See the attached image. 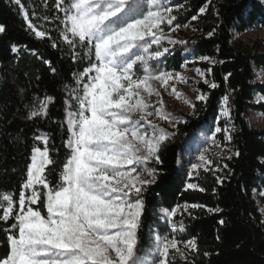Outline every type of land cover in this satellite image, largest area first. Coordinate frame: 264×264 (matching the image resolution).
<instances>
[{
  "label": "snow or ice",
  "instance_id": "obj_1",
  "mask_svg": "<svg viewBox=\"0 0 264 264\" xmlns=\"http://www.w3.org/2000/svg\"><path fill=\"white\" fill-rule=\"evenodd\" d=\"M15 2L20 4V0ZM181 8L183 5H173L171 0H146V3L144 0H56L55 9L62 13V18L56 17L62 25L60 36L72 50L70 58L76 61L79 47L85 49L88 57L94 53L95 59H90L89 67L74 74L79 91L73 89L75 111H66L68 139L65 147L69 155L63 164L60 182L50 187L43 175L44 165L53 163L47 146L43 151L33 147L32 163L19 192V211L13 213L12 194L0 197L3 210L0 220L6 222L13 215L15 219V223L5 229L9 250L0 258V264H174L177 256L187 260L179 246L181 241L174 235L170 238L149 232L143 241L139 236L146 209L144 190L160 183L158 178L163 175L157 167L149 165L161 163L159 150L175 134L149 117L155 115L172 128L186 123L182 117L164 112L162 100L159 101L161 106L146 102V97L160 96L153 81L165 89L170 86L177 98L182 95L175 83L170 85L169 82L176 79L186 82V78L179 72L163 70L150 63L171 51L162 42L174 44L175 41L165 34L161 25L166 24L170 31L179 29L173 12ZM205 13L206 7L200 6L198 14ZM251 14L245 8L237 19L244 22ZM24 18L27 20V13ZM197 19V15L191 16L192 21ZM27 27L38 38L48 35L46 31L36 30L30 21ZM5 31V26L0 25V34ZM215 31L213 28L207 37H213ZM153 45L157 47L153 49ZM51 46L56 48L57 43L53 41ZM10 50L16 53L18 48L11 44ZM192 54L195 55V51ZM198 60L213 66L217 63L207 55L199 56ZM44 63L56 72L51 61ZM211 70V67L196 69L202 78ZM230 75L228 73L225 80ZM204 83L209 89L219 87L207 78ZM19 91L23 93L24 89ZM207 98L208 93L204 92L196 96L201 102H206ZM53 100L52 96H46L38 107L25 105L29 108L27 119L47 116L48 105ZM222 101L221 115L230 117L229 96L224 95ZM186 102L195 108L191 100L186 99ZM65 105L71 107L67 99ZM222 131L226 134L225 140L231 141L229 128L216 126L211 133L213 143L216 134ZM36 139H43L47 145L46 136ZM205 152H200L198 163L190 164V171L186 173L189 179L198 169L212 163ZM234 155L239 157L238 149ZM223 167L226 169L228 165ZM216 170H219L218 165ZM217 181L223 182L220 177ZM36 185H42L47 191L40 193ZM194 187L193 183L186 184L187 189ZM25 190H31V194L26 196ZM41 195L46 216L32 207ZM191 207L206 206L192 204ZM178 208L179 205L161 209L173 233L185 229L183 222L177 224L173 219ZM184 210L187 211V206ZM207 210L222 211L218 207ZM182 243L185 249L198 250L195 238ZM204 255L209 253L204 252Z\"/></svg>",
  "mask_w": 264,
  "mask_h": 264
},
{
  "label": "trees",
  "instance_id": "obj_2",
  "mask_svg": "<svg viewBox=\"0 0 264 264\" xmlns=\"http://www.w3.org/2000/svg\"><path fill=\"white\" fill-rule=\"evenodd\" d=\"M55 2L20 0L31 19L43 23L41 29L48 33L44 38H38L28 29L18 6L12 0H0V25L6 29L0 34V197L13 195L14 214L19 211V192L32 163L33 147L44 149L47 146L53 163L44 165L43 175L50 187L60 182V173L69 155L65 147L68 139L66 111H75L73 89L77 85L74 74L89 67L90 59L93 60V56H86L85 49L79 47L76 61L70 58L72 50L60 36L62 25L56 17H61L62 13L55 9ZM172 3L183 5L173 12L177 16L175 23L190 32L185 43L173 47L164 63H151L152 66L178 70L189 57L191 66L201 70L211 67L206 78L219 87L209 89L202 81L196 83L201 92L208 93L207 101L193 102L195 108L183 116L186 123H178L170 131L175 133L174 136L160 148L161 163L149 165L157 167L163 175L158 178L160 183L144 190L146 209L140 239L143 241L149 232L164 230L160 220L162 208L186 204L187 211L175 217L177 224L183 222L185 225V229L178 231V238H195L198 250L189 251L186 261L177 256L174 264H264V218L253 195L255 190L264 188V126L253 127L246 118L250 110L264 113V99L255 101L256 95L264 97V81L257 80L255 71L257 67L264 68V48L260 41L233 40L236 32L256 25L264 26V2L211 0L209 4L207 0H172ZM200 6L206 7L205 14H198ZM245 8L252 14L241 22L237 17ZM192 15H197L198 19L192 21ZM213 28L215 34L207 37ZM53 41L57 43L56 48L51 46ZM11 44L17 46L16 53L11 52ZM201 55L212 57L217 63L213 66L199 61ZM45 60L51 61L55 73ZM228 73L231 75L225 80ZM21 88L23 93L19 91ZM226 94L231 101V144L234 152L238 149L240 155L222 158L220 162L213 159L214 165H228L226 169L223 167L222 183H218V175L210 167L200 169L191 178L196 187L187 189L182 152L201 129L214 125L221 99ZM46 96L54 98L48 105L47 116L27 119L29 108L25 105L38 107ZM66 99L70 108L65 105ZM38 136H46L47 145L43 139L37 140ZM35 187L40 193L47 191L42 185ZM25 194L30 195L31 190H25ZM192 204L206 207L192 208ZM32 207L46 216L43 195ZM217 207L222 211L207 210ZM221 220L223 224L219 223ZM12 223H15L14 215L6 222L0 220V258L9 250L5 229ZM204 252L209 255L205 256Z\"/></svg>",
  "mask_w": 264,
  "mask_h": 264
},
{
  "label": "rangeland",
  "instance_id": "obj_3",
  "mask_svg": "<svg viewBox=\"0 0 264 264\" xmlns=\"http://www.w3.org/2000/svg\"><path fill=\"white\" fill-rule=\"evenodd\" d=\"M12 1H13V3H15L18 6L21 15L24 18V14L27 13V11L24 9L23 5L21 3L17 4L15 2V0H12ZM144 1H146V0H144ZM171 3H172V0H171ZM172 4L174 5V3H172ZM25 21H26V24L28 23V21H30L31 24L35 26L36 30L43 31L41 29V27L44 26L43 23H41V22L35 23V21H33L31 19V17L28 15V13H27V20L25 19ZM174 26L175 25H173V27ZM161 27L164 29L165 34L171 36L172 39L175 41L174 44H170L167 41L162 42L165 47H168L171 50L173 49L174 46H176L181 41L185 42L186 36L190 32L189 29H187L186 27H181V26L179 27V29H177L175 31H170L169 26H167L166 24L161 25ZM32 32L35 34L34 31H32ZM233 40L234 41H240L241 40V41H244L245 43H251L253 41H260L263 44V48H264V26L256 25V26H253V27H251V28H249L243 32H240V33L236 32L233 35ZM156 47H157L156 45H153V49H155ZM171 52L172 51H170L169 53H166L163 57L159 58L158 60H154L150 63H155V62H157V63L160 62V64L164 63L166 60L165 58L168 57L171 54ZM92 56H93V60H94L95 59L94 53ZM187 58L188 59L184 61V63L181 65V67L178 70H167V71L179 72V73H181V75H183L186 78V82L181 81L179 79H176L174 81L169 82L170 85L172 83H175L177 90L182 94L180 98L176 97L175 93H173L171 91L170 86L167 89H165L164 87H161L159 82H156V81H153L152 83H153V86L160 92V96L157 97L155 94H153L150 97H146V102L153 104L155 106H161L159 101L162 100V110L164 112H167V113L172 114L173 116L182 117V118L184 115L191 113L192 109H193L186 102V99L191 100L192 102L196 101V96L201 93V90L196 86V83L199 81L204 82V79L206 78V77L202 78L197 73L196 69L199 67L189 65V63L192 60L189 57H187ZM255 71H256L257 80L258 81H264V68L257 67L255 69ZM85 82H86V80H85ZM81 87H82V85H81ZM76 89L78 92L79 89L78 88H76ZM144 95H146V94H144ZM261 100H263V99H261L260 95L255 96V101H261ZM228 104H229V108H230V105H231L230 98H229ZM75 105H76V101H75ZM222 107H223V101L221 99L220 107H219V110L217 113V119H216L214 125L204 127L203 129H201L198 132V134H196L193 137V139H191L186 144V146L182 152V156H181L183 168L186 171V173L188 171H190V164L191 163H198L199 162L197 158H198L200 152H205V149H207V151L205 152V155L208 159H210L212 161V163L210 165H205V168L207 169V168L211 167L217 173L218 177H220V178L224 175L225 172H224V169L222 166H219V170H216L217 165L213 164V159L220 162V160L222 158H228L229 156L232 157L235 153L233 146L231 144V141L225 140L226 134L223 131L216 134L215 143H213L212 138H211V133L214 131L216 126H219L222 129L227 126L229 128V134L230 135H231V132L233 130V126L231 124L230 117H224L221 115V108ZM149 110H153V109H149ZM246 118L253 127L259 128V127L264 126V113H262V112H259L256 110H250V111H248ZM149 119L153 120L160 127H163L168 131H171L172 129H174L168 124L167 121H164L161 118L156 117L155 115H153L152 117H149ZM219 122H223V124L220 125ZM41 150L43 151V149H41ZM37 162L39 164V162H40L39 159ZM205 168H201V169H205ZM199 170L200 169H198L196 171V173ZM138 171H139V169H138ZM196 173L193 174V177L196 175ZM187 183H193L194 184V182H192L191 179H189L188 177H187V180L185 182V186ZM253 195H254V198L258 204L259 211L261 212V215L264 218V188L259 189V190H255ZM179 206H180V208H178V210H177V215H179L180 213L185 211L184 210L185 206H187V209H188V205H186V204H179ZM175 217L173 218L174 220H175ZM160 220H161L162 224L164 225V230H162V231L155 230V232L153 234L167 235L170 238L172 235H174L179 241H181L179 246L187 254L190 250L184 248V244L182 242L185 240L178 238V234H177L178 231H176L174 233L172 232L171 226L167 224V219L165 218L164 214L161 211H160Z\"/></svg>",
  "mask_w": 264,
  "mask_h": 264
}]
</instances>
